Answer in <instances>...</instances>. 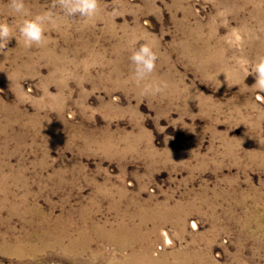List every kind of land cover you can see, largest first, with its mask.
<instances>
[{
	"label": "rangeland",
	"instance_id": "374dc122",
	"mask_svg": "<svg viewBox=\"0 0 264 264\" xmlns=\"http://www.w3.org/2000/svg\"><path fill=\"white\" fill-rule=\"evenodd\" d=\"M100 9L0 45V264H264V0ZM146 42L158 60L137 85Z\"/></svg>",
	"mask_w": 264,
	"mask_h": 264
},
{
	"label": "clouds",
	"instance_id": "9594fccd",
	"mask_svg": "<svg viewBox=\"0 0 264 264\" xmlns=\"http://www.w3.org/2000/svg\"><path fill=\"white\" fill-rule=\"evenodd\" d=\"M59 12L51 10L32 14L26 6V0H6L4 13L6 19L0 20V45L10 40L22 43L25 48L41 46L48 41L46 32L49 26H54L67 18L78 17L83 26L95 21L100 14V0H58ZM238 30L233 32V42L241 43ZM158 56L150 43H142L132 51L129 61L131 64L130 80L137 85L146 81L156 69ZM247 63V61H243ZM251 72L255 81L251 86L264 92V57H259L252 64ZM168 84L164 81L145 83L141 89L142 96L163 94Z\"/></svg>",
	"mask_w": 264,
	"mask_h": 264
},
{
	"label": "bare ground",
	"instance_id": "6f19581e",
	"mask_svg": "<svg viewBox=\"0 0 264 264\" xmlns=\"http://www.w3.org/2000/svg\"><path fill=\"white\" fill-rule=\"evenodd\" d=\"M127 229V228H126ZM128 230H130V229H128ZM117 231H118V229H117ZM135 231V230H134ZM116 232V231H115ZM125 234L124 235H129L130 234V232H125V231H123ZM117 233V232H116ZM122 233V232H121ZM118 234H120V233H118ZM136 236V235H135ZM140 236V235H139ZM132 240V239H131ZM125 241V240H124ZM136 244V243H135ZM119 245H120V247H119V249H124V248H126L128 245H129V242H128V240H127V242L126 243H121V242H119ZM146 249H144V251H145ZM149 250V249H148ZM142 251V250H141ZM137 252V251H136ZM145 253H147L146 251H145ZM177 256V255H176ZM180 256V255H179ZM143 258V257H142ZM189 259H190V257H189ZM147 260H149V259H146L145 260V262L147 261ZM177 260V259H176ZM126 261V260H125ZM128 261L130 262L129 264H137V261H139V258H137L136 257V255L135 254H133V255H131L129 258H128ZM153 261V260H152ZM120 263V262H119ZM183 263H184V261H183ZM141 264V263H140ZM190 264V263H189Z\"/></svg>",
	"mask_w": 264,
	"mask_h": 264
}]
</instances>
